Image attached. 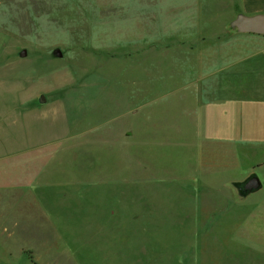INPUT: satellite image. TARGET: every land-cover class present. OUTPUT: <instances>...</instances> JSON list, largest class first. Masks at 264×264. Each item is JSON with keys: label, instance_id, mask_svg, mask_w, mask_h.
<instances>
[{"label": "rangeland", "instance_id": "374dc122", "mask_svg": "<svg viewBox=\"0 0 264 264\" xmlns=\"http://www.w3.org/2000/svg\"><path fill=\"white\" fill-rule=\"evenodd\" d=\"M185 1L0 0V264H264V167L246 198L183 188L166 180L184 170L174 145L155 150L153 188L135 178V82L166 88L185 67L167 52L169 4Z\"/></svg>", "mask_w": 264, "mask_h": 264}, {"label": "crops", "instance_id": "0c3cea01", "mask_svg": "<svg viewBox=\"0 0 264 264\" xmlns=\"http://www.w3.org/2000/svg\"><path fill=\"white\" fill-rule=\"evenodd\" d=\"M208 1L169 4L171 45L167 52L170 58L171 50L178 49L185 66L177 76L173 69L169 71L172 78L166 88L140 74L135 82L136 97L146 98L136 101L130 110L134 119L133 165L138 169L135 178L152 188L159 180L154 166L158 147L163 151L182 146L184 170L172 168L166 180L181 182L177 185L183 188L198 185L203 189L211 179L221 189L234 186L258 175L257 171L264 167V159L257 157L256 161V154L264 150V146L261 149L257 145H264V35L230 28L238 14H264V0ZM191 12L193 18L189 20ZM155 50L158 51L153 47L145 49L140 57L147 58ZM149 85L150 91L142 92V86ZM247 162L252 165L247 164L244 172L237 175L231 173L226 181L231 167ZM128 163L132 166V159ZM154 192L152 189L140 195L151 202L152 208ZM199 192L183 190L179 195L187 196L192 203L204 194ZM190 207L199 209L192 204ZM115 213L109 211L110 216Z\"/></svg>", "mask_w": 264, "mask_h": 264}, {"label": "water", "instance_id": "95a60500", "mask_svg": "<svg viewBox=\"0 0 264 264\" xmlns=\"http://www.w3.org/2000/svg\"><path fill=\"white\" fill-rule=\"evenodd\" d=\"M230 28L240 33L264 35V14L255 16L238 14L237 17L230 23ZM55 53L58 57L63 56V53L60 49H57ZM26 55V51L21 54L22 57H25ZM46 101V97L42 95L40 98V103H46ZM234 186L237 189L239 195L243 198H246L250 194L263 188L260 177L256 173L251 175L244 182L234 184Z\"/></svg>", "mask_w": 264, "mask_h": 264}, {"label": "flooded vegetation", "instance_id": "af4514ba", "mask_svg": "<svg viewBox=\"0 0 264 264\" xmlns=\"http://www.w3.org/2000/svg\"><path fill=\"white\" fill-rule=\"evenodd\" d=\"M248 178H249V177H248ZM248 178H247V179H248Z\"/></svg>", "mask_w": 264, "mask_h": 264}]
</instances>
